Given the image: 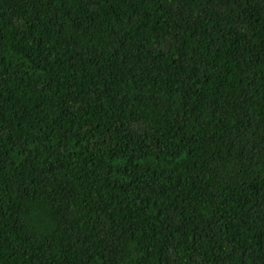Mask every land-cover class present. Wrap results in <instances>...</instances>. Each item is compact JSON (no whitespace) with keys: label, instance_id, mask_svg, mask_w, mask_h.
<instances>
[{"label":"trees","instance_id":"trees-1","mask_svg":"<svg viewBox=\"0 0 264 264\" xmlns=\"http://www.w3.org/2000/svg\"><path fill=\"white\" fill-rule=\"evenodd\" d=\"M0 264H264V0H0Z\"/></svg>","mask_w":264,"mask_h":264}]
</instances>
